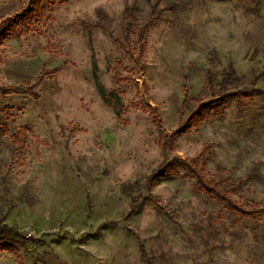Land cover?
<instances>
[{"label": "rangeland", "instance_id": "rangeland-1", "mask_svg": "<svg viewBox=\"0 0 264 264\" xmlns=\"http://www.w3.org/2000/svg\"><path fill=\"white\" fill-rule=\"evenodd\" d=\"M35 1L23 23L31 0H0V25L16 22L0 86L30 91L0 93V229L17 250L0 264H264V213L186 167L264 209V96L185 125L199 102L264 90V0H161L150 24L156 0Z\"/></svg>", "mask_w": 264, "mask_h": 264}, {"label": "trees", "instance_id": "trees-1", "mask_svg": "<svg viewBox=\"0 0 264 264\" xmlns=\"http://www.w3.org/2000/svg\"><path fill=\"white\" fill-rule=\"evenodd\" d=\"M161 0H156L152 5H151V15L148 17V22L147 24H150V22H152L153 19H158L157 16H152V12L155 11L156 7L159 5ZM33 6V7H32ZM36 6L37 3L35 0H31V8L30 9H26L24 10L23 13H21L20 15H15L14 18H16L18 21H21L23 23H26L29 19L32 18L33 14L36 11ZM12 22L10 23H3L2 25H0V40L5 38L8 33L11 30H14L15 26H16V22L14 21V19L11 20ZM1 24V22H0ZM145 27H142L139 32H138V39L141 40L142 38V34L144 31ZM55 71V69H54ZM226 77L229 78H233V80H236L237 77L235 76L233 71H227L225 72V79ZM40 80V77L38 78V81ZM38 83L37 81L35 82V84ZM30 92L29 89H23L20 87H16V86H8V87H3L0 86V93L3 95H7V94H21V93H27ZM252 96H257V97H262L264 96V90L257 88V87H252L251 89H242V90H236L235 92H231V93H225V94H220V96H218L216 99H213L211 101L208 102H204V103H198V106L194 108V110H192V112L190 113L188 119H187V123L185 124L186 126L190 125V124H199L201 122H203L211 112L213 111H219L224 104H226L228 99H234L237 102H240L243 99H247L250 98ZM150 110L152 111V113H155V109L150 107ZM2 132V131H1ZM187 169H189V172L192 173V175L196 178L197 183L199 186H201L204 190H206L207 192L213 193L219 200H221L222 202H224L229 209L234 210L236 213L245 216V217H251L253 218L256 214L258 213H264V209L258 205H253V207H251V209L245 210L242 207L237 206L235 203H233L229 197H227L225 195L224 192H219L214 185H210L209 182H206L204 180V176L202 174V170L199 169L197 167V165L193 162V161H188L187 165H186ZM11 229L9 228L8 225L3 224L1 226L0 229V252H9V253H15L17 252L16 248H14L12 245H7L4 244L3 241L9 240L7 238V236L10 233ZM2 235L4 237H2ZM20 236V235H17ZM139 251H140V255L141 258H143L144 256V250L142 248V246L139 247ZM18 258V257H17ZM21 264V263H19Z\"/></svg>", "mask_w": 264, "mask_h": 264}]
</instances>
